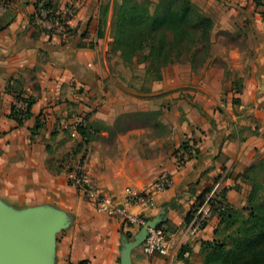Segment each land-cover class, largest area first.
<instances>
[{"label":"crops","instance_id":"crops-1","mask_svg":"<svg viewBox=\"0 0 264 264\" xmlns=\"http://www.w3.org/2000/svg\"><path fill=\"white\" fill-rule=\"evenodd\" d=\"M37 1L0 5V202L18 213L45 208L72 217L55 238L51 264H121L124 237L135 243L141 234L73 191L70 167H51L67 156L84 154L101 191L118 198L127 187L141 190L171 176L173 186L150 206L130 208L170 232H180L185 215L226 168L229 214L250 211L255 175L264 164V7L232 0L248 7L252 44L225 45L218 62L209 59L197 72L175 64L142 92L130 88L125 63L112 51L115 0H50L63 15L68 5L76 8L66 33L33 24ZM192 1L208 10L210 0ZM236 76L240 92L233 87ZM18 95L33 99L22 124L10 115ZM191 137L197 153L179 165L175 150ZM225 219L214 215L168 255L149 257L139 242L131 264H204L206 243L218 239Z\"/></svg>","mask_w":264,"mask_h":264},{"label":"trees","instance_id":"trees-1","mask_svg":"<svg viewBox=\"0 0 264 264\" xmlns=\"http://www.w3.org/2000/svg\"><path fill=\"white\" fill-rule=\"evenodd\" d=\"M8 1L5 0L4 3ZM42 2L56 16H64L50 0H38L35 10ZM108 11L107 4L103 6V19H106ZM213 25V20L192 0H163L154 9L151 0H120L114 2L113 6L112 51L119 52L125 64L132 63L137 54L143 51H147L144 59L150 64L172 61L171 55L174 50L179 53L182 47L185 48L193 42L203 40L208 42ZM4 27L5 24H0V30ZM202 46L203 49L207 48L203 43ZM17 99L27 102V109L20 110L13 104L10 115L22 124L30 115L33 99L20 95ZM235 102H239V99H235ZM191 143L197 145V140L188 138L180 147L189 148ZM178 150L179 148L175 150L176 155ZM78 159L84 161V154ZM254 195L255 189L250 197V203ZM230 209L222 216H226L225 220H229L231 227H234L235 223L232 224L234 220L232 221V215L229 214ZM238 232L240 237H237L230 249H227L225 242H219L218 239L206 243L204 264H264V203L256 211L251 210L244 227ZM87 261L81 260L76 264H87Z\"/></svg>","mask_w":264,"mask_h":264},{"label":"built area","instance_id":"built-area-1","mask_svg":"<svg viewBox=\"0 0 264 264\" xmlns=\"http://www.w3.org/2000/svg\"><path fill=\"white\" fill-rule=\"evenodd\" d=\"M264 5V0H257ZM76 15L74 5H68L65 8L64 16H56L53 11L48 10L42 2L35 11L32 18L33 24L43 30L51 32H69L70 21ZM69 29V31H68ZM20 110L26 111L27 102L19 101L15 104ZM191 147H179L176 155L179 165L185 164L192 155L197 152V145L191 143ZM230 168L219 175L211 186L204 192L201 199L191 208V212L184 217V224L180 232H170L164 226L156 225L148 228V236L143 242V252L149 257L155 255H168L175 246L183 247L189 240L197 237L207 226L209 220L214 215H224L230 209V203L226 196V180ZM70 184L89 198L96 209L101 213L118 217L123 225L137 226L142 228L148 222L147 218L141 214L131 211V206L135 203L144 207L150 206L157 193L173 186L174 181L171 176L165 174L160 176L154 182L147 184L141 190L127 187L124 190L122 198L107 195L97 185L93 177L87 172L85 163L78 159L70 168L68 173ZM87 264H93L88 260Z\"/></svg>","mask_w":264,"mask_h":264},{"label":"rangeland","instance_id":"rangeland-1","mask_svg":"<svg viewBox=\"0 0 264 264\" xmlns=\"http://www.w3.org/2000/svg\"><path fill=\"white\" fill-rule=\"evenodd\" d=\"M118 1L120 0H115V2ZM151 1L152 8L154 9L155 6H157L163 0ZM4 2L5 0H0V5L4 4ZM253 2L260 7H264V5L258 3L257 0H253ZM206 5L208 8V10L206 11L199 6L198 7L205 15L210 17L214 22L213 28L210 31L209 41L206 42L203 40L193 42L189 46L187 45V47L185 48L182 47V50L179 53L174 50L173 54L171 55V59L173 60L164 63L154 62V64H150L149 61H146L144 59V56L146 55L147 51L139 52L137 56L133 59L132 63L125 64L127 69L125 74L127 75V77L130 78V88L142 92L150 91L151 85L160 83L163 79V76L167 74V71L171 69L175 64L188 67L192 71L197 72L198 70H200L202 65L209 59L218 62L217 60L221 58L219 54L222 52L223 47H225V45L229 46L233 44L234 46L239 45L241 47H246L252 44V41L249 40V28L251 27V24L249 18L247 17V6L239 5V3H232V0H210L206 2ZM69 27L67 25V28ZM224 27H227V30H225ZM51 32H56V30L54 31L53 28ZM202 43L204 47H207L206 49H203ZM215 53L217 54L216 57L213 56ZM225 69L227 77L230 76L231 71L228 69L227 65ZM234 79L235 80L233 83V87L238 92L241 87V81L237 76ZM68 157L69 156L59 161H52L53 166L51 165V167L56 171H58V169L60 172L62 170L67 171L69 167L71 168L73 164L77 161L72 159V157V160L70 159V157ZM65 161L66 164L63 165V162ZM254 186L255 195L249 207L247 208L250 211H234L231 217L232 221L234 220L232 224L235 223V226L231 227L229 220H226V224L224 225V228L222 229L218 237L219 242L226 243L227 249H230L234 245V242L236 241L237 237H240V233L238 231L242 227H244L245 221L249 217V213L251 212V210L253 209L254 211H256L264 203V164L261 165V168L255 175ZM73 191L76 192L74 188ZM65 216V225L62 226V228H60V230L56 232V237L60 235L61 231H64L65 228L72 221V217L70 215L66 214Z\"/></svg>","mask_w":264,"mask_h":264},{"label":"water","instance_id":"water-1","mask_svg":"<svg viewBox=\"0 0 264 264\" xmlns=\"http://www.w3.org/2000/svg\"><path fill=\"white\" fill-rule=\"evenodd\" d=\"M62 212L45 208L14 212L0 202V264H51L56 232L65 225ZM148 221L135 243L124 237L121 264H131V251L148 236Z\"/></svg>","mask_w":264,"mask_h":264}]
</instances>
